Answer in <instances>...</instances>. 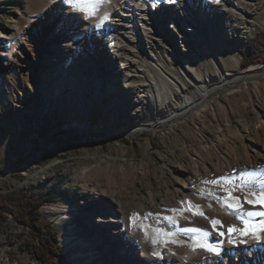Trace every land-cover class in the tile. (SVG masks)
Wrapping results in <instances>:
<instances>
[{"label":"rangeland","instance_id":"1","mask_svg":"<svg viewBox=\"0 0 264 264\" xmlns=\"http://www.w3.org/2000/svg\"><path fill=\"white\" fill-rule=\"evenodd\" d=\"M162 1L156 0L157 4ZM225 1L230 5L227 12L222 0H191L185 11L165 17L156 12L163 33L184 49L172 59L162 48H149L157 54L155 62L177 79V86L166 84L160 92L164 86L160 81L165 79L148 61V48L127 61V71L120 67V60L111 59L114 36L105 39L109 51L102 55L90 47L97 30L107 26L106 21L100 23L103 9L113 7L114 0L87 19L91 24L84 30L67 31L62 17L31 46L20 41L30 21L55 3L72 10L71 5L65 0H0V201L10 194L39 200L53 192L55 200L44 202L38 212L57 232L55 242L63 264H126L130 248L124 244L118 248L108 238L117 240L118 234L108 224L111 212L104 196L115 203L119 197L126 202L153 199L151 209L144 205V214H168L161 203L183 200L191 179L202 180L195 188L198 198L201 191L221 193L205 180H212L221 169L233 170L237 162L253 167H242L239 180L257 181L258 169L264 165V0ZM203 10L215 21L203 26L215 56H209L207 44L186 29V20L201 17ZM136 33L132 45L137 51L148 40ZM58 42L68 50L46 58L45 45ZM242 47L252 55L246 66L242 65ZM185 58L193 66L189 74L195 81L179 68ZM82 62H89L93 71L89 76L95 84H102H98L101 91L89 94L91 97L82 91L70 95L67 87L70 72ZM105 64L114 67L111 77L119 95L107 91ZM248 67L260 71L241 81L239 87L218 85L223 73L232 81ZM198 87L211 90L206 106H196L183 118L162 121L185 98L196 100ZM80 98L83 103L78 104ZM81 127L86 130L79 131ZM72 222L71 238L79 233L91 236L90 243L98 253L94 260L84 258L87 253H81V247L64 244V229L68 231ZM36 238V233L11 214L0 211V264H40L24 249L25 243H36ZM133 241L137 244L138 237ZM256 261L264 263V253ZM51 262L59 261L51 258Z\"/></svg>","mask_w":264,"mask_h":264},{"label":"bare ground","instance_id":"2","mask_svg":"<svg viewBox=\"0 0 264 264\" xmlns=\"http://www.w3.org/2000/svg\"><path fill=\"white\" fill-rule=\"evenodd\" d=\"M114 1L115 4L113 5V7H109L106 10L103 9V12H110L109 19L105 22L107 26L105 28L102 27V29L97 30L98 32H96V38L91 40L90 47L96 51L95 53H99L100 55H102L104 54V52L109 51L107 43L105 42V39L108 38V35L114 36V44H112L114 51L111 54V59H113L114 57L115 60H120V67H125L127 71H130L127 61H129L132 56H135L137 54L138 57H140L141 54L144 53L145 47L148 49L151 47L155 49L162 48L168 54H171L172 59L174 55H176V53H183L184 49L180 47V45L177 43V40L172 38L169 34L163 33V27L160 23L159 16L163 15V17H165L166 15L164 14L168 15V13H176L179 12V10L185 11V9H188L189 5H191V0H175V2L162 1L160 4H157L156 0ZM222 1L223 3L221 4H223L224 6L223 10L224 12H227L230 5L227 1ZM156 12L159 15L158 17H156ZM239 14L242 13L240 12ZM62 17L65 19V26L67 31L68 29L76 31H79L80 29L84 30L91 24L63 4L55 3L45 11L41 12L38 17L30 21L29 25L24 29L21 35L22 40L20 41L23 44L30 46L34 45L35 43H39V40L44 37L45 33L53 26H55L58 22V19ZM186 21L188 22V26H186V29H188V31H190L192 35H197L199 39H202L207 44L206 52L209 56H215L214 47H211L207 35L205 36L203 32V26H211L212 23L215 22L212 18V14L203 10L201 13V17L190 18ZM136 32H138L140 36L143 35L148 40L146 41V44H142V47L144 49L138 48L139 46H137V51L132 45V43L135 41L134 36L137 34ZM209 38L211 40L210 36ZM195 41H197V37L193 39V42ZM45 48L46 51L44 53V56L48 59L56 55L58 56V54H64V52L68 50L66 47H64L63 42H58L53 46H48V44H46ZM156 57V52H154L153 49H149L148 61L151 63V66L156 68L165 79L164 81H160L162 84H164V86L160 88V92H164L166 88L165 86H167L166 84H171L170 86H177V79L172 74L167 72L160 63L155 62V59H157ZM75 58L78 59L77 53L75 54ZM81 59L85 60L83 55ZM82 63L83 64L76 65L73 69V72H70V75L72 74V76L70 77V82L68 83L69 85L67 87L70 88V95L72 94L76 96L79 91H82L89 97V94L92 95L96 92H100L101 89H99V86L102 84L101 81H99L98 86L97 82L95 84L94 78L91 75L89 76L90 72H92L91 74H93L89 62ZM189 67L193 66L188 61V59L185 58L184 61L180 60L179 68L181 72H183L184 76L187 79L195 81V79L189 74ZM111 68L112 70H114V67H108L107 64L104 65L105 72L108 75L105 82L107 85V91L115 95L114 92H116V94L119 93V87L116 85V83H114V79L111 77ZM259 71L260 70L257 67H248L244 71V73H241L232 81H228L226 78V74L223 73L224 77H222V80L218 85L223 86L225 84H230L231 87H239L241 81L250 78ZM31 85L32 88L30 89V91H33L34 85ZM125 86L127 87L129 85ZM197 91L199 94L196 100H193L190 97L185 98L184 104L178 110L172 112L166 117H163L162 121H174L176 119L183 118L184 116L192 112L196 108V106H206L208 95L211 93V90L198 87ZM19 95L21 97L23 93H19ZM57 98L59 100V98L61 97L57 96ZM68 99L71 100L69 96ZM100 101H103V99H100ZM76 102H78V104H81L83 103V99H77ZM83 130L85 131L86 128L82 129L81 127V130L79 131ZM242 167L248 168L250 170L253 169V167L248 166L247 164L237 162L233 170H231V168L221 169L220 171L215 172L211 176V178L215 179L221 175H231L236 176L235 180L239 182L241 179L239 180L238 174L241 172ZM21 169L24 170L25 167H21ZM258 173L259 177L257 181L264 180V165L258 169ZM247 180L249 181V179ZM201 183L202 180L199 178L191 179L187 184V189L182 193L183 200H185L186 198L192 199L194 203L202 206V209L205 213H207L209 216L221 219L225 222L226 225L237 224L238 221L236 217L233 214H230L226 208L221 207L220 204H218L215 200L210 198L205 200L196 196L195 188H197V186H199ZM215 186L218 187L217 185H214V187ZM218 194L222 195V193L219 192ZM104 199V203L108 205V208L111 212L109 218L107 219L108 224L113 225L114 234H118L117 240H114L111 236L108 237L110 238V243L114 244L118 248L123 244L125 248H130V250H128L129 252L124 258L126 264H197V262L198 264H264L261 261H256V259L260 258L264 253V239L253 240L251 237H248L245 243L237 244H229L227 243V239L225 238V243L221 247L219 256L210 255L202 250L193 252L189 248L177 247L173 245L171 247L176 255H172L167 248L161 246L159 250L162 252L163 258L153 257L150 254L153 250V246L145 240L143 232L139 231L137 228H134L130 224L129 217L134 213H139L141 216H143L144 205H147L148 208L151 209L156 201L151 199L147 203L143 200H138L137 202H126L119 197L118 202L115 203L107 196H104ZM209 203H211L212 205L211 208L209 207ZM161 204L165 207L169 215H177L180 217L179 224L181 226L189 225V220L184 219V216L190 217L192 225L203 226L207 223L199 216L192 217L188 212H184L183 215H180L179 213H171L168 211L172 208H180V201L174 202L167 200L165 202H162ZM184 207H187V205H184ZM245 207L247 208L249 206L245 205ZM69 216H71V214ZM98 221L103 222V219L99 217ZM72 224L73 222L68 224V231L64 229L66 234L64 244L70 245L72 247H81L83 249L81 253H87L84 258L89 259L90 261L94 260L93 256L98 253L95 252V248L90 243V241L92 240L91 236L82 235L79 233L78 236L71 238L70 232L73 231V228L71 227ZM76 234L77 233H74V235ZM134 236L138 237L137 244H135L133 241ZM181 238L186 239L187 237L184 236V234H181ZM213 239H215V237H213ZM184 256L188 257L187 261L182 259V257ZM98 263L105 264L103 261H98Z\"/></svg>","mask_w":264,"mask_h":264},{"label":"snow or ice","instance_id":"3","mask_svg":"<svg viewBox=\"0 0 264 264\" xmlns=\"http://www.w3.org/2000/svg\"><path fill=\"white\" fill-rule=\"evenodd\" d=\"M65 3L70 4L74 12L80 13L83 19L87 20L96 15L108 0H65ZM108 19V13L105 12L100 23ZM205 183L217 185L222 195L215 190L208 193L201 191L199 193L201 198L211 196L221 207L233 214L238 223L226 225L221 219L209 216L201 205L194 203L190 198L180 201V208H172L168 211L180 215L188 212L192 217L199 216L207 222L205 225H192L188 216L183 218L189 220V225L181 226L180 217L177 215L149 212L141 216L139 213H134L129 217V222L134 228L143 232L145 240L153 246L150 253L153 257L163 258L159 250L161 246L167 248L172 255H176L171 247L175 245L189 248L193 252L202 250L210 255L219 256L225 238L229 244L245 243L248 237L253 240L264 239V180L250 183L246 179H241L237 182L231 175H221L212 180L206 179ZM245 205L249 207L246 208ZM209 207H212L211 203ZM152 217H155L154 221ZM181 234L187 238L182 239ZM182 259L187 261L188 257L184 256Z\"/></svg>","mask_w":264,"mask_h":264},{"label":"trees","instance_id":"4","mask_svg":"<svg viewBox=\"0 0 264 264\" xmlns=\"http://www.w3.org/2000/svg\"><path fill=\"white\" fill-rule=\"evenodd\" d=\"M240 54L242 65L249 64L252 59L249 49L240 48ZM55 198L53 192L39 200H32L23 195L10 194L4 196L3 200L0 201V211H7L19 224L37 234L36 243H25L24 249L40 264H52L51 258L58 259L57 264L64 263L59 245L55 242L57 238L56 230L38 212V208L44 202H50Z\"/></svg>","mask_w":264,"mask_h":264}]
</instances>
